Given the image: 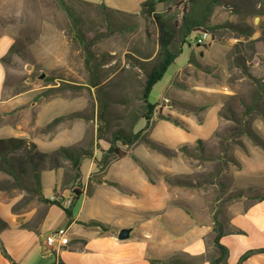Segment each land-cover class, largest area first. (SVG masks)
<instances>
[{
    "label": "rangeland",
    "instance_id": "1",
    "mask_svg": "<svg viewBox=\"0 0 264 264\" xmlns=\"http://www.w3.org/2000/svg\"><path fill=\"white\" fill-rule=\"evenodd\" d=\"M64 1L77 21V30L55 0H0V36L7 32L13 35V43L1 61L5 68L4 87L9 94L33 88L34 99L42 96L67 102L73 109L62 119L75 120L73 117L82 115L86 124L84 139L74 145V151L90 149L97 160L117 129L143 128L140 126L145 120L139 118L143 104L140 93L145 73L157 59L158 29L151 16L141 14L140 10L106 11L99 3L88 0ZM177 1L180 0L156 6L168 25H174L171 48L181 46L182 51L148 95L149 102L158 103L153 117L161 115L158 107L169 104L196 114L200 120V107L213 99L209 105L215 106L221 97L218 126L200 147L195 142L187 146V151L178 149L173 155L147 151L142 146L150 147L142 140L128 146L117 141L116 146L127 156L120 160L111 156L108 168V164L97 166L95 160L92 164L90 158H85L80 169L84 179L88 172L89 178L84 183L75 180L77 172L72 166L62 165L66 178L72 180L68 192L76 189L86 195L103 175L105 180L136 192L98 183L94 197L82 195L73 203L74 214L79 211L82 217L93 214L102 218L106 212L109 215L124 205L146 209L164 191L163 182H149L144 170L132 159L133 150L153 168L163 166L162 155L170 159L181 157L185 171L169 173L165 181L176 192L175 200L180 199L187 207L207 210L210 216L222 213L227 202L241 197L250 201L264 195V149L245 132L251 131L264 141V0H218L208 26L202 27L210 32L211 39L201 45L195 42L197 32H192L186 43H180L176 25L182 5H175ZM79 36L90 44L92 68L85 63ZM94 75L100 82L98 88L88 85ZM178 95L186 101H178ZM257 96L260 98L254 102ZM207 116L208 125L202 133L206 137L212 132L210 115ZM140 120L143 121L138 123ZM10 121L25 123L24 112H7L0 107V128ZM143 133L147 135V131ZM51 154L40 163V172L60 164L61 158ZM171 169L179 170L178 159H173ZM151 175L156 177L148 173ZM30 179L29 174L23 176V185ZM11 181L0 170V187ZM0 196L16 197L12 209L19 213L41 202L33 192L19 187L0 188ZM53 207L66 218L61 208ZM57 221L56 217L51 219L52 223ZM158 222L163 224L160 219ZM214 255L213 249L211 256Z\"/></svg>",
    "mask_w": 264,
    "mask_h": 264
},
{
    "label": "crops",
    "instance_id": "2",
    "mask_svg": "<svg viewBox=\"0 0 264 264\" xmlns=\"http://www.w3.org/2000/svg\"><path fill=\"white\" fill-rule=\"evenodd\" d=\"M88 1L131 13L139 12L142 2V0ZM12 43L13 35L10 32L0 36V107L7 112L16 109L24 112L25 123L7 122L6 126L0 128L2 133L0 137L31 140L41 152H51L62 146H74L82 142L86 130L82 115L73 117L75 120L61 119L54 124L55 126H51L54 128L46 127L56 117L72 112L73 108L67 102L60 103L42 96L34 99L33 88L10 94L9 91L7 92V88L4 87L5 68L1 58L7 53ZM5 91L7 94L4 93ZM182 97L178 95L177 100L186 101ZM212 101L204 104L201 121L196 114L169 104L158 107L161 114L168 113L179 124L153 117L147 130V137L174 151H178L181 145H193L197 139H208L218 126V113L222 100L220 97L219 103L215 106L209 105L213 103ZM207 115H210V127H212L208 137L202 134L208 125ZM144 124L143 121L140 127ZM142 148L151 150L144 146ZM131 153L132 159L144 170L151 184L163 182L164 191L156 195L146 209L124 205L109 215L106 212L102 218L93 214L82 217L81 212L74 214L71 211V216L68 217L65 214L66 218L63 219L58 210L53 209V206H57L55 204L40 202L28 211L19 213L12 209L16 203V197L0 196V220L5 223V226L0 228V243L14 264H57L58 261L64 264H162L152 261H163L173 257L177 259L178 264L180 262L209 264V259L212 257L211 251L214 249L212 246L213 215L210 216L207 210L204 212L195 206L187 207L180 199L175 200L173 196L176 192L171 191L165 181V175L185 171L186 164L183 159L179 156L170 159L162 155L160 159L163 166L153 168L141 160L134 150ZM134 157L138 161H135ZM85 158H90L91 163L94 164L93 160L96 157L93 155V157ZM85 158H82L80 162V175L76 176L75 173V180L81 179L82 183L89 178V172L85 180L80 169ZM173 159L179 160L178 171L171 169ZM64 164L72 166L69 159L61 158L57 167L41 170L40 183L44 196L49 199L55 192L56 196L62 199V205L68 206L73 199V192H68L70 187L68 184L72 180L69 181L66 178V171L62 166ZM150 172L156 174V177L153 178L152 175L149 177ZM105 182L124 192L136 194L135 191L123 185L105 180L103 175L99 182L93 185L91 191L86 195L82 191L80 196L94 197L93 192L98 183ZM222 211L217 215V220L225 231L220 238V243L228 250L227 264H236L240 255L246 250L264 248V198L249 201L241 197L227 202ZM53 217L58 219L56 224L51 222ZM159 219L162 220V225L159 224ZM90 221H96L99 225L88 224ZM124 227L131 228L129 237L118 239V232ZM60 228L65 229V244L60 247L47 246L46 236ZM0 264H12L2 255L1 250ZM241 264H264V252L250 255Z\"/></svg>",
    "mask_w": 264,
    "mask_h": 264
},
{
    "label": "trees",
    "instance_id": "3",
    "mask_svg": "<svg viewBox=\"0 0 264 264\" xmlns=\"http://www.w3.org/2000/svg\"><path fill=\"white\" fill-rule=\"evenodd\" d=\"M58 5L65 11L67 16L73 23L75 30H77V21L72 16L70 9L67 7L64 0H55ZM172 0H142L140 3V12L141 14H146L151 16L154 22L157 25L158 29V53L157 59L153 62L150 69L145 73L144 82L141 88L140 99L142 101V110L140 112L139 118H143L145 120V125L143 128L132 131L129 129L128 131L117 129L111 136L109 141V145L106 149L102 151L101 157L98 160H95V164L97 166H103L109 164V158L111 156H116L117 159L125 156V153L122 152L117 146L116 142L119 141L122 145H131L136 143L138 140H142L145 142L151 149L156 150L163 154L171 153L172 155L175 153L174 150L168 149L160 143H157L147 137V135H143L145 131L148 130L151 124V120L153 115L155 114V108L158 106V103H151L148 101V95L154 86V84L159 81L161 76L165 73L167 67L174 61V59L181 53L182 48L179 46L178 48L172 49V39L174 35V25L169 26L168 21L162 13L156 11V5L160 3H168ZM182 5V14L179 23L175 25L178 27L180 43H186L189 40V36L192 32H197L199 29H202L203 26H208V19L211 14L212 8L218 4V0H180L175 2V5ZM101 8L104 10H116L112 9L104 4L100 3ZM213 26H210L209 29L213 30ZM204 29V28H203ZM79 40L82 43L83 50L85 52V63L92 68L90 65V59L92 57L89 42L85 41L84 38L79 36ZM4 60V57L1 58V61ZM95 69V67H93ZM89 87H96L100 85L98 79L94 75L89 79L88 82ZM259 96L255 97L256 102ZM103 108L105 105L102 103ZM202 109V107H200ZM253 107H248L247 110L252 109ZM160 113V111H158ZM102 111L100 112V120L102 117ZM161 114V113H160ZM159 118L167 119L173 121L175 124H179V122L172 118L169 114L167 116L161 114ZM62 119V116L56 117L51 122H49L46 127L49 128L58 121ZM201 121V119L199 120ZM99 131V130H98ZM248 135L253 138L254 142L261 146L264 149V141L261 140L257 135H255L251 131H245ZM98 138L100 137V131ZM197 146H201L203 144L202 139L196 140ZM187 145H181L178 149L180 151H187ZM22 149V154H19V150ZM50 153L56 155V158H67L70 160L72 167L77 172L76 175H79V166L82 158L92 157V150L81 148L79 151H74V146H62L57 150L52 152H41L37 150L36 145L33 142L26 141L24 138L17 137H8V138H0V170L12 178V181L6 187L0 188H15L19 187L27 191H31L34 193L36 198L44 203L55 204L59 208L63 210V212L70 217L72 211L73 203L79 198L82 194V191L74 189L73 199L68 204V206L62 205V199L58 197L57 199L50 200L48 197L42 194L41 183H40V163L48 156ZM51 154V155H52ZM20 155V156H18ZM58 155V156H57ZM170 155V154H169ZM58 158V159H59ZM135 161H138L134 157ZM30 175L31 179L27 185H23V176ZM169 180L167 179V182ZM240 197V196H238ZM264 196L259 197L258 199H263ZM13 211L14 210L13 208ZM214 226L213 232L214 236L212 239V246L215 249V255L209 259V264H227V248L220 243V238L224 234V229L222 224L217 220V215L213 214L212 216ZM88 224L99 225L96 221H90ZM5 223L0 220V228H3ZM0 250L2 255L9 259L12 264L14 262L7 254L2 244L0 243ZM264 252V248L258 249H249L246 250L243 254L240 255L236 264H241L243 260L248 258L250 255L254 253ZM153 263H162V264H178L176 258H170L167 260H153ZM57 264H64L61 261H58ZM180 264H186L180 262Z\"/></svg>",
    "mask_w": 264,
    "mask_h": 264
},
{
    "label": "built area",
    "instance_id": "4",
    "mask_svg": "<svg viewBox=\"0 0 264 264\" xmlns=\"http://www.w3.org/2000/svg\"><path fill=\"white\" fill-rule=\"evenodd\" d=\"M207 39H211V34L206 29H199L197 31L195 42L197 45L205 44ZM58 197L56 195H52L49 197L50 200L57 199ZM65 229H57L52 231L49 235L45 238V243L47 246L53 247H60L61 245H64L66 242L65 239Z\"/></svg>",
    "mask_w": 264,
    "mask_h": 264
},
{
    "label": "water",
    "instance_id": "5",
    "mask_svg": "<svg viewBox=\"0 0 264 264\" xmlns=\"http://www.w3.org/2000/svg\"><path fill=\"white\" fill-rule=\"evenodd\" d=\"M257 21V18L254 19V22ZM43 75H40V77H42ZM131 228H128V227H124V228H121L118 232V239H126L129 237V232H130Z\"/></svg>",
    "mask_w": 264,
    "mask_h": 264
}]
</instances>
